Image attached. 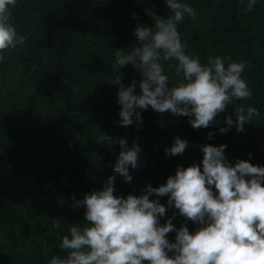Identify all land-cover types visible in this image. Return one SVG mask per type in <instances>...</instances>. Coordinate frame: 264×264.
Returning <instances> with one entry per match:
<instances>
[{
  "label": "trees",
  "instance_id": "trees-1",
  "mask_svg": "<svg viewBox=\"0 0 264 264\" xmlns=\"http://www.w3.org/2000/svg\"><path fill=\"white\" fill-rule=\"evenodd\" d=\"M187 2L198 17L196 22L185 17L177 26L185 51L202 63L214 55L246 61L242 77L252 96L233 99L207 128H193L188 117L173 115L188 146L180 155H166L159 114L150 106L141 110L138 125L118 124L112 83L119 75L125 86L139 80L132 65L112 67L114 52L135 43L138 23L151 25L154 16L169 14L164 0H17L10 19L26 39L0 61V264H46L52 254L63 256L60 236L70 223L87 222L73 197L101 188L110 174L114 195H138L146 182L163 183L177 165H199V145L205 143L225 144L229 163L264 165V0L248 12L240 0ZM174 65L165 62L175 79ZM239 104L256 106L260 118L242 131L232 125L220 133L225 115L235 119L233 107ZM100 133L112 142L98 143ZM120 137L141 149L130 182L110 167ZM157 199L165 203L167 196ZM168 217L190 232L198 226L174 207L166 208L160 223ZM167 238L173 240L174 233Z\"/></svg>",
  "mask_w": 264,
  "mask_h": 264
},
{
  "label": "clouds",
  "instance_id": "clouds-1",
  "mask_svg": "<svg viewBox=\"0 0 264 264\" xmlns=\"http://www.w3.org/2000/svg\"><path fill=\"white\" fill-rule=\"evenodd\" d=\"M240 2L248 12L258 0ZM16 3L0 0V61L6 50L16 49L26 39L10 19ZM164 3L169 10L166 17L154 16L151 25L138 23L133 30L135 43L114 52L113 68L132 65L140 73L138 81L126 86L120 75L112 81L117 85V122L138 125L141 110L150 106L157 113L188 117L193 128H207L233 99L252 96L242 77L246 61L214 55L202 63L186 52L177 26L185 17L196 22L198 13L187 0ZM168 61H175V79L165 71ZM233 114L235 119L225 115L220 133L232 125L242 131L244 124L261 116L251 104L234 106ZM206 135L211 138L213 133ZM97 142L111 143L112 138L100 133ZM115 142L120 150L110 167L130 182V169L138 167L141 149L134 140L129 146L123 137ZM187 146L185 139L173 136L164 152L180 155ZM225 147L223 143L199 145V165H177L163 183L154 187L146 182L138 195H114L115 176L110 174L101 188L82 199L73 197L75 206H83L87 222L68 225L59 242L65 254L50 255L46 264H264V165L243 159L229 163ZM165 195L167 200L161 203L157 197ZM167 207L198 226L191 232L185 223L177 228L171 217L161 224ZM170 232L174 233L171 241Z\"/></svg>",
  "mask_w": 264,
  "mask_h": 264
},
{
  "label": "rangeland",
  "instance_id": "rangeland-1",
  "mask_svg": "<svg viewBox=\"0 0 264 264\" xmlns=\"http://www.w3.org/2000/svg\"><path fill=\"white\" fill-rule=\"evenodd\" d=\"M158 114L160 118L162 133L164 135V139L167 146L171 144L173 136H179L183 138L179 132L176 122L174 123L175 120L173 121L174 119L173 114L169 112L158 113Z\"/></svg>",
  "mask_w": 264,
  "mask_h": 264
}]
</instances>
